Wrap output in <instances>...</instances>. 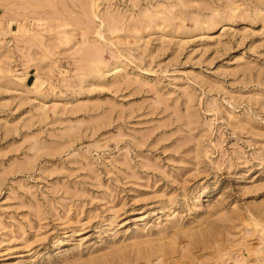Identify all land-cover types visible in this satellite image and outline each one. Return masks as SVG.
<instances>
[{
  "label": "rangeland",
  "instance_id": "374dc122",
  "mask_svg": "<svg viewBox=\"0 0 264 264\" xmlns=\"http://www.w3.org/2000/svg\"><path fill=\"white\" fill-rule=\"evenodd\" d=\"M0 264H264V0H0Z\"/></svg>",
  "mask_w": 264,
  "mask_h": 264
}]
</instances>
